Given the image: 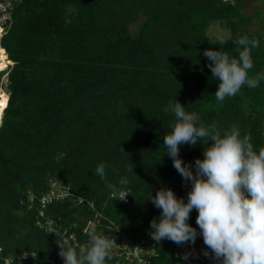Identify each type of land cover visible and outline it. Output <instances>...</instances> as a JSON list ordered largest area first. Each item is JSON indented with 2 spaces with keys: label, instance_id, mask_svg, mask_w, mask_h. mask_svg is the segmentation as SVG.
I'll use <instances>...</instances> for the list:
<instances>
[{
  "label": "trees",
  "instance_id": "16d2710c",
  "mask_svg": "<svg viewBox=\"0 0 264 264\" xmlns=\"http://www.w3.org/2000/svg\"><path fill=\"white\" fill-rule=\"evenodd\" d=\"M244 1L21 0L1 43L13 64L0 72V85L7 74L9 96L0 125L3 257L27 251L36 257L13 264L64 263L59 240L36 226L40 209L29 200V192L39 198L53 182L71 196L51 204L46 217L64 228L75 225L79 238L97 212L101 235L109 223L133 237L151 235L150 222L162 210L147 199L161 188L187 202L191 182L183 180L163 145L174 122L163 111L170 100L221 133L238 125L254 149L264 147V81L218 103L219 80L202 55L214 49L238 57L234 41L246 35L260 41L249 75L264 71V35L242 28L249 20L241 16ZM142 17L131 33L129 27ZM218 21L231 31L223 44L208 34ZM210 144L181 145L179 156L195 171V160L203 159ZM100 163L108 182L119 187L121 177L129 180L128 203L111 198L95 174ZM78 198L95 209L88 202L77 205ZM197 216L193 209L188 223L194 228ZM157 244L154 264H177L178 244L168 239Z\"/></svg>",
  "mask_w": 264,
  "mask_h": 264
},
{
  "label": "clouds",
  "instance_id": "9594fccd",
  "mask_svg": "<svg viewBox=\"0 0 264 264\" xmlns=\"http://www.w3.org/2000/svg\"><path fill=\"white\" fill-rule=\"evenodd\" d=\"M219 42L223 44L224 40ZM234 43L238 45V57L214 49L202 53L210 61L212 76L219 80L214 93L218 103L234 97L244 86L255 89L264 81V71L249 75L254 67L251 53L259 48L260 41L245 35ZM163 111L174 116L172 130L163 138L165 153L183 180L191 182V189L187 202L183 197L177 198L170 188H161L155 196L150 195L147 200L162 210L160 219L153 218L150 222L151 238L157 243L168 239L178 245L194 244L198 233L188 220L196 209L205 256L210 250L219 264H264V147L254 149L250 135L242 136L238 125L223 133L215 124L205 126L198 113L185 111L177 99L170 100ZM209 141L203 159L195 160L193 171V165L180 158V146H194L198 142L207 145ZM128 171L133 172V167ZM95 174L105 182L115 200H124L130 194L126 190L129 184L126 177L120 178L119 187L106 180L104 163L97 165ZM87 236V244L76 247L67 241L58 242L64 264H106L111 259L112 241L95 228ZM184 259H188L187 254Z\"/></svg>",
  "mask_w": 264,
  "mask_h": 264
},
{
  "label": "built area",
  "instance_id": "2783aa9c",
  "mask_svg": "<svg viewBox=\"0 0 264 264\" xmlns=\"http://www.w3.org/2000/svg\"><path fill=\"white\" fill-rule=\"evenodd\" d=\"M226 2H232L233 0H224ZM21 0H0V48L3 37L8 33L10 28L14 24V14L18 8ZM9 65H13L12 63ZM8 65V66H9ZM7 66V67H8ZM130 193V190H127ZM71 196L70 191L60 187L57 183L53 182L50 191L37 198L29 192L30 203L37 204L40 209V214L37 217L36 226L40 229H44L48 234L53 235L64 243L67 241L73 244L75 247L78 245H85L88 241L87 232L92 229H99L101 224V216L97 212L93 220L88 221L87 225L82 231V238H79L75 231V225L72 228H64L58 224L55 220L46 217V209L53 203L64 201ZM111 198H114L111 196ZM115 199V198H114ZM117 200L121 203H128L130 201V194L124 199ZM88 202L86 199L78 198L76 200L77 205H83ZM90 208H94V204L88 202ZM104 237L112 241L111 259L106 260V264H154V261L159 257L158 244L151 238V235H139L133 237L127 233L122 232L121 228L114 223H109L105 226ZM197 229V239L194 244L191 242H185L178 245L173 252V259L177 264H219V262L213 259L211 251L209 255L205 256L204 251L206 246L203 242L202 234H200L199 227ZM188 255V259L185 260L184 256ZM34 252H24L21 255L14 257H3V249L0 248V262L4 264H13L16 261L19 263L25 260L35 258ZM48 264H64L54 259L48 261Z\"/></svg>",
  "mask_w": 264,
  "mask_h": 264
},
{
  "label": "rangeland",
  "instance_id": "374dc122",
  "mask_svg": "<svg viewBox=\"0 0 264 264\" xmlns=\"http://www.w3.org/2000/svg\"><path fill=\"white\" fill-rule=\"evenodd\" d=\"M241 16L249 18V20L245 23V25H241L243 29L264 35V0H245L242 9ZM144 20L142 17L140 22L137 24H133L129 27L131 33L135 34L138 31L139 24ZM208 34L215 39L221 40L230 37L231 31L223 24L222 21L215 22L211 25L208 30ZM9 65L8 67H10ZM8 67L4 70V72L8 70ZM6 76L5 74L2 78V83L0 85V93L1 91L6 90Z\"/></svg>",
  "mask_w": 264,
  "mask_h": 264
},
{
  "label": "bare ground",
  "instance_id": "6f19581e",
  "mask_svg": "<svg viewBox=\"0 0 264 264\" xmlns=\"http://www.w3.org/2000/svg\"><path fill=\"white\" fill-rule=\"evenodd\" d=\"M11 63L12 62L9 61L5 50L3 48H0V72L4 71ZM8 99V94L2 90L0 93V125L2 124V118L8 104Z\"/></svg>",
  "mask_w": 264,
  "mask_h": 264
},
{
  "label": "water",
  "instance_id": "95a60500",
  "mask_svg": "<svg viewBox=\"0 0 264 264\" xmlns=\"http://www.w3.org/2000/svg\"><path fill=\"white\" fill-rule=\"evenodd\" d=\"M78 2H81L82 4L88 5V4H92L95 3L97 0H75Z\"/></svg>",
  "mask_w": 264,
  "mask_h": 264
}]
</instances>
